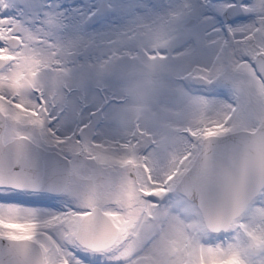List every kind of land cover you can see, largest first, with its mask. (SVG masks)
<instances>
[{"label":"snow or ice","instance_id":"obj_1","mask_svg":"<svg viewBox=\"0 0 264 264\" xmlns=\"http://www.w3.org/2000/svg\"><path fill=\"white\" fill-rule=\"evenodd\" d=\"M0 264H264V0H0Z\"/></svg>","mask_w":264,"mask_h":264}]
</instances>
